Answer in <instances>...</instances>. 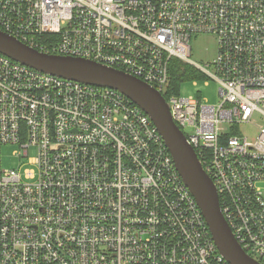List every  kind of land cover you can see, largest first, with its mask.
I'll use <instances>...</instances> for the list:
<instances>
[{
  "label": "built area",
  "instance_id": "1",
  "mask_svg": "<svg viewBox=\"0 0 264 264\" xmlns=\"http://www.w3.org/2000/svg\"><path fill=\"white\" fill-rule=\"evenodd\" d=\"M0 31L158 91L236 241L264 264V0H0ZM196 34L216 39L205 64L190 59ZM175 59L218 84V104L170 91ZM5 144L37 156L23 172L0 156V264H230L151 118L118 90L0 54Z\"/></svg>",
  "mask_w": 264,
  "mask_h": 264
},
{
  "label": "water",
  "instance_id": "2",
  "mask_svg": "<svg viewBox=\"0 0 264 264\" xmlns=\"http://www.w3.org/2000/svg\"><path fill=\"white\" fill-rule=\"evenodd\" d=\"M0 54L38 71L116 89L130 98L149 115L159 131L221 255L230 264H260L241 248L233 236L220 210L212 180L204 171L193 147L173 122L168 105L158 91L123 71L84 58L43 53L2 31Z\"/></svg>",
  "mask_w": 264,
  "mask_h": 264
},
{
  "label": "rangeland",
  "instance_id": "3",
  "mask_svg": "<svg viewBox=\"0 0 264 264\" xmlns=\"http://www.w3.org/2000/svg\"><path fill=\"white\" fill-rule=\"evenodd\" d=\"M190 59L198 64H205L211 61L216 54V39L211 34L192 35L189 41ZM177 94L182 97H193L205 101L208 104H218V84L206 77L194 78L179 82ZM263 124L260 117L254 115L250 123L243 124L240 131L243 135L252 139L257 133V126ZM19 150L17 145L5 144L1 146V167L3 169L13 168L24 171L31 169L36 171V165L29 161L37 156V148L30 146L27 150L28 156L23 160L14 155ZM29 160V161H28Z\"/></svg>",
  "mask_w": 264,
  "mask_h": 264
},
{
  "label": "trees",
  "instance_id": "4",
  "mask_svg": "<svg viewBox=\"0 0 264 264\" xmlns=\"http://www.w3.org/2000/svg\"><path fill=\"white\" fill-rule=\"evenodd\" d=\"M170 91L177 94L179 82L194 78L204 77L193 66L182 63L178 60H172L170 63Z\"/></svg>",
  "mask_w": 264,
  "mask_h": 264
}]
</instances>
